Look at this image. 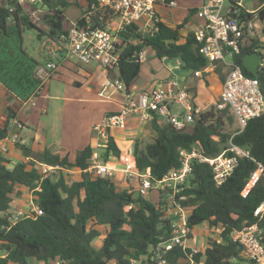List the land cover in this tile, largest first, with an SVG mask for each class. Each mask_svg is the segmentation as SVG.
I'll list each match as a JSON object with an SVG mask.
<instances>
[{"label":"trees","instance_id":"1","mask_svg":"<svg viewBox=\"0 0 264 264\" xmlns=\"http://www.w3.org/2000/svg\"><path fill=\"white\" fill-rule=\"evenodd\" d=\"M257 3L261 5L264 0H257ZM68 4L66 0H40L37 5L45 9L44 31L29 21L16 0L0 1V30L5 32L10 20L19 33L23 27H29L37 31V38L48 36L54 39L65 31L62 14ZM102 16L104 20L108 18L106 14ZM252 17L253 14H248L249 19ZM240 19L245 16L241 15ZM180 28L159 23L152 36L141 35L134 25L125 26L119 32L121 46L115 66L116 78L124 84L127 92L139 74L141 61L138 53L144 48H150L158 59H179L182 68L192 72L207 65L206 59L198 53L199 45L193 32L181 37ZM257 44L258 40L252 39L251 44L242 47L235 60L245 75L258 79L264 94V68L251 74L242 63L245 55L259 49ZM258 53L264 59V53ZM227 113V109L219 111L211 107L181 130L167 122L159 124L154 115L151 128L155 137L149 142L135 141V168L138 171L149 168L153 178L161 179L170 169L179 166V151L189 150L196 143H199L203 156L218 155L227 147L231 137V133L222 132V116ZM228 119L232 121L231 116ZM6 136V127L0 126V141ZM231 141L247 151L250 158H239L233 173L218 187L208 165L195 161L180 193L184 196L181 205L191 210L187 218L190 228L202 223H207L210 228H223L220 243L209 239L207 248L191 257L190 248L175 245L164 251L160 246L170 238L172 228L171 219L161 211L159 200L150 203L145 197L117 190L112 180L96 177L88 171L92 155L90 147L78 151L73 162L67 157L51 154L48 149L32 154L25 146L18 149L24 157L31 158L28 164L17 163L8 168L7 160L0 156V252L6 254L0 258V264H47L54 259L61 260L62 264H144L140 262L143 257H149L148 264H157L159 260H164L165 264H188L189 260L200 264L202 258V264L245 262L241 256L242 248L232 239L231 233L257 221L253 209L264 197V176H260L246 196L241 195L258 164L264 166V119H251ZM102 151L103 161L109 152L119 153L112 138ZM33 161L64 169L77 168L81 170L80 181L66 183L62 176L46 178L36 191L39 174ZM27 165H30L29 169ZM17 186L33 191L34 202L42 215L36 219L22 217L11 225L4 213L9 209L10 196L18 193ZM158 194L160 199V192ZM129 205L131 208L125 210ZM258 227L264 245V217ZM101 229H104L101 247L94 250L92 245Z\"/></svg>","mask_w":264,"mask_h":264},{"label":"built area","instance_id":"2","mask_svg":"<svg viewBox=\"0 0 264 264\" xmlns=\"http://www.w3.org/2000/svg\"><path fill=\"white\" fill-rule=\"evenodd\" d=\"M16 1L27 14L29 21L37 28L43 29L45 9L37 5L40 0ZM176 5V0H85L80 17L70 23L64 33L56 38L59 42L57 51L60 53L56 55L57 59L43 62L35 67L34 77L37 87L23 103L35 105V98L42 87L56 75L61 62L67 59H74L82 65L94 62L105 69L115 68L121 46L119 32L125 26L134 25L141 35L152 36L157 31V25L162 23L159 8ZM261 5L264 6V3ZM254 13V10H249L244 6L243 0H203V4L195 11L200 23L193 34L199 45L198 53L206 59L207 65L194 71V76H200L207 70H215L219 66L226 70L215 109L230 111L237 124L231 133L227 147L214 157L203 156L199 143L189 150L182 149L179 151V166L170 169L161 179L153 178L149 168L138 171L135 168L133 155L128 154L123 157L124 191L140 197H145L151 190H157L161 194L160 209L166 218L171 219L172 228L170 238L160 245L164 251L170 250L175 245L182 249L187 248L186 242L193 231V228L187 225L188 215L181 205L184 196L180 195L186 180L192 173L193 162L207 164L214 184L218 187L233 173L239 158H250L249 153L234 145L231 139L234 135L240 134L251 119H264V94L260 90L259 81L245 75L235 60V56L244 46L245 34L247 33V37L251 38L253 17L249 19L248 14L254 16ZM103 14H106L108 18L104 20ZM241 15L245 16V19H240ZM138 58L140 61L144 58L142 51L138 53ZM263 68L264 59L261 57L257 69ZM102 89L104 94L108 91L121 93L124 101L118 111L105 115L100 122L93 125L92 131L97 141L92 151L88 171L96 177L110 179L113 182H115V172L102 159V149L106 147L112 129L124 128L132 115L144 119L155 115L163 118L175 129L181 130L193 123L195 117L201 113L200 109L194 105L186 88L173 79L160 80L149 92L136 95L127 92L118 78L105 80ZM174 105L178 106L179 112L172 111ZM17 125L19 127L20 124L17 123ZM10 145L18 148L25 146V141L15 134L6 136L0 141V154L6 153ZM26 161L32 160L26 157ZM36 168L39 174L36 191L39 190L42 180L52 178L64 169L58 165L49 166L43 163H38ZM260 176H264V166L258 164L256 171L251 175L241 193L243 197ZM31 196L32 210L28 213L16 212L10 215L8 210L4 213L8 216L11 225L22 217L36 219L42 215L41 209L34 202L33 191H31ZM130 208V205L126 206L125 210ZM253 217L257 220L255 223L232 232L231 237L240 245L246 259L254 264H264L263 237L258 227V222L264 217V197L253 209ZM207 226L209 227L208 224ZM209 229L214 234L211 240L220 243L223 228L209 227ZM216 232L218 233L217 238L215 237ZM190 249L189 257L200 252L195 247ZM5 256L6 254L0 252V258ZM47 264H62V261L54 259ZM157 264H165V261L159 260Z\"/></svg>","mask_w":264,"mask_h":264},{"label":"crops","instance_id":"3","mask_svg":"<svg viewBox=\"0 0 264 264\" xmlns=\"http://www.w3.org/2000/svg\"><path fill=\"white\" fill-rule=\"evenodd\" d=\"M66 1L70 5L75 4L79 7V13L73 19H68L63 10L64 30L80 17L85 6V0ZM176 1L175 7H160L159 14L161 22L168 27L181 26L179 34L185 37L200 23L195 11L203 4V0ZM262 10H264L262 5H258L255 9L250 38L261 41V43L264 42V36H262L264 26L261 27L258 24L255 26L254 20L256 13ZM65 18L67 24L64 26ZM13 25L15 26L14 23ZM42 30L45 31V27ZM256 32L259 35L256 36ZM17 33L21 36L20 39H17L10 27H7L5 32L0 30V126L6 127L7 136L15 134L22 138L25 141V147L32 154L48 149L51 154L67 157L70 162H73L78 151L85 147H90L92 151L95 149L97 140L92 131L93 125L100 122L105 115L118 111L124 101L119 92L102 93L105 80L116 78L117 70L116 68L105 69L94 62L82 65L74 59H67L61 62L56 75L42 87L35 98V105L24 104L23 102L35 92L37 87L34 77L35 67L43 62L57 59L56 55L60 54L57 51L59 42L57 37L52 39L42 36L38 38L39 47L34 51H29L24 46L22 33L18 30ZM135 43L137 42L134 41ZM262 45L264 44H257L259 47ZM255 51L259 52L258 49ZM142 52L144 58L141 60L139 74L129 88L132 95L149 92L160 80L177 81V74H179L180 81L177 82L186 88L194 105L201 112L215 107L226 75L224 67L219 66L215 70L209 69L200 76H194L192 71L188 70V72L182 68L179 59H158L150 48H144ZM186 71L188 74H184ZM172 111L179 112L180 110L177 105H174ZM152 118L144 119L132 115L124 128L112 129L109 133L119 153L114 155L109 152L104 162L115 172L114 184L117 190L125 188L123 157L128 154L133 155L137 139L149 142L155 137V132L151 128ZM157 122L162 124L165 120L158 117ZM17 123L20 124L19 127ZM0 156L7 160L8 168L14 167L17 163L28 164L21 151L12 145L8 147L6 153ZM103 157L104 155L102 159ZM34 162L36 167L39 162ZM29 168L30 165H27V169ZM80 173L81 170L77 168H67L59 171L52 178L57 179L62 176L66 183L78 182ZM16 191L18 193L10 196L8 213L10 215L16 212L28 213L32 210L31 190L17 186ZM185 212L189 215L191 210L186 209ZM204 226L199 228L198 234L193 228L186 242L187 248L195 247L200 252L207 248L208 240L212 239L214 234L207 224ZM215 237H218L217 232ZM94 244L97 249L101 247L100 241ZM241 256L246 259L243 254ZM202 262L203 258L200 264ZM188 264L194 263L189 260Z\"/></svg>","mask_w":264,"mask_h":264},{"label":"rangeland","instance_id":"4","mask_svg":"<svg viewBox=\"0 0 264 264\" xmlns=\"http://www.w3.org/2000/svg\"><path fill=\"white\" fill-rule=\"evenodd\" d=\"M0 1H4V0H0ZM74 1V0H72ZM243 3H244V6L249 9V10H254L256 8H258V3H257V0H243ZM79 13V7H77L75 4L73 5H70L68 4L65 8H64V15L68 17V19H73V17H76ZM255 15V14H254ZM254 25L256 26V24H258V26H261L263 27L264 26V11L262 10L261 12L258 11L256 13V18L254 20ZM63 24L64 26L67 24V19L65 18L63 20ZM7 27L9 28L10 27V30H12V32L15 34V36L17 37V39H20L21 36L18 35L17 33V29L16 27L13 25L12 21H8L7 22ZM45 27V26H44ZM21 35L22 37H24V46L25 48H27L29 51H34L37 47H39V41H38V38H37V31L35 29H32V28H29V27H23L22 30H21ZM259 35L257 34L256 32V36ZM9 36V35H7ZM262 36H264V34H262ZM245 46H248L249 44H251V39L250 37H247V33L245 34ZM260 44H264L261 43V41H258ZM258 43V44H259ZM2 47V45H1ZM264 47V45H262L261 47H259L258 51L260 53H264V50L262 49ZM3 49V47H2ZM188 71V70H187ZM184 72V74H188V72ZM177 81H180V75L177 74ZM228 116H231L232 117V121H229L228 119ZM222 121H223V126H222V132L223 133H232L237 124L233 118V116L231 115L230 111H228V113L226 115H223L222 116ZM190 124H188V127H189ZM146 200H148L150 203H156L158 200H159V194H158V191L157 190H151L147 193V195L145 196ZM205 227L204 226V223L198 225L197 227L194 228V232H196L197 234L200 232L199 231V228H203ZM103 235H104V231L103 229L100 230V236L94 241V243H97V242H101L102 241V238H103ZM93 243L92 247L94 250H98L96 245ZM148 261H149V257H143L140 259V262H144V264H148ZM249 260L248 259H245V262H248ZM241 263H244V262H239L238 264H241ZM250 263V262H249ZM183 264V263H182ZM253 264V263H251Z\"/></svg>","mask_w":264,"mask_h":264},{"label":"water","instance_id":"5","mask_svg":"<svg viewBox=\"0 0 264 264\" xmlns=\"http://www.w3.org/2000/svg\"><path fill=\"white\" fill-rule=\"evenodd\" d=\"M260 60H261L260 54L254 51L244 56L242 60L243 67L245 68L247 72L251 74H255Z\"/></svg>","mask_w":264,"mask_h":264}]
</instances>
